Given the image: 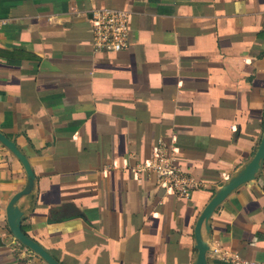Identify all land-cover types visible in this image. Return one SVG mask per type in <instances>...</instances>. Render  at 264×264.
I'll return each mask as SVG.
<instances>
[{
	"label": "crops",
	"instance_id": "0c3cea01",
	"mask_svg": "<svg viewBox=\"0 0 264 264\" xmlns=\"http://www.w3.org/2000/svg\"><path fill=\"white\" fill-rule=\"evenodd\" d=\"M127 10L128 47L94 51L91 15ZM0 264H196V222L264 132V0H0ZM189 198L131 169L158 142ZM205 264L264 261V158L200 226ZM218 250V252H216Z\"/></svg>",
	"mask_w": 264,
	"mask_h": 264
},
{
	"label": "built area",
	"instance_id": "2783aa9c",
	"mask_svg": "<svg viewBox=\"0 0 264 264\" xmlns=\"http://www.w3.org/2000/svg\"><path fill=\"white\" fill-rule=\"evenodd\" d=\"M129 17V12L124 9L100 8L92 12L90 20L94 51L115 53L127 48ZM4 23V20H0V27ZM174 151L172 146L160 141L153 148L151 158L131 170L134 174L152 172L158 186L175 193L178 197L189 198L192 191L200 185L192 175L180 167ZM230 259L234 264H264V261H250L238 255H233Z\"/></svg>",
	"mask_w": 264,
	"mask_h": 264
},
{
	"label": "water",
	"instance_id": "95a60500",
	"mask_svg": "<svg viewBox=\"0 0 264 264\" xmlns=\"http://www.w3.org/2000/svg\"><path fill=\"white\" fill-rule=\"evenodd\" d=\"M0 141L4 143L22 162L25 171L27 172L29 178V187L31 188L33 182V173L30 168V165L24 155L15 147V145L6 139L0 133ZM264 158V132L260 140L259 146L252 157V159L245 165V167L234 177H232L226 184H224L219 191L212 197L208 204L203 209L201 215L199 216L196 226H195V237L197 241L196 248L198 250L197 262L196 264H205L204 253L207 249V246L200 240V226L203 221H206L216 206L237 186L242 183H245L251 180L259 168L260 161ZM28 189L17 193L11 200L9 207L7 209V220L12 234L15 238L20 241L23 245L30 248L36 254L41 256L49 264H61L56 259H54L44 248H42L34 240L26 236L20 228V217L21 212L17 207L14 206L15 201L22 194L26 193Z\"/></svg>",
	"mask_w": 264,
	"mask_h": 264
}]
</instances>
